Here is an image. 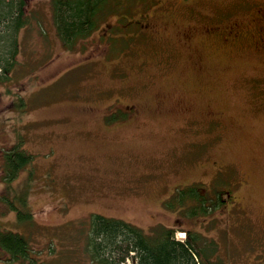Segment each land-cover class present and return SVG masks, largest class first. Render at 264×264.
Here are the masks:
<instances>
[{
    "label": "rangeland",
    "instance_id": "1",
    "mask_svg": "<svg viewBox=\"0 0 264 264\" xmlns=\"http://www.w3.org/2000/svg\"><path fill=\"white\" fill-rule=\"evenodd\" d=\"M162 1L137 0L67 45L50 0H25L0 82V228L30 241L22 264H89L92 213L196 231L227 264H264V0ZM18 141L30 158L7 180ZM188 188L221 201L194 216L190 200L166 206ZM8 255L0 264H21Z\"/></svg>",
    "mask_w": 264,
    "mask_h": 264
},
{
    "label": "trees",
    "instance_id": "2",
    "mask_svg": "<svg viewBox=\"0 0 264 264\" xmlns=\"http://www.w3.org/2000/svg\"><path fill=\"white\" fill-rule=\"evenodd\" d=\"M136 1L50 0V3L57 34L64 44L71 45L87 36L106 15L123 9L128 11ZM25 5V0H0V82L10 77L18 62V31L28 23ZM19 146L21 141L4 151L7 180L30 158ZM187 200L192 201L188 216L207 213L221 201L219 196L208 199L194 188H188L178 190L166 206L172 208ZM16 216L22 218L19 209ZM31 217L29 211L24 215L26 219ZM83 223V255L89 264H227L214 239L189 229H184L185 237L181 239L175 237L176 229L181 227L158 224L146 232L125 220L98 213L90 214ZM0 250L8 253V259L15 263L33 260L30 241L19 232L0 228Z\"/></svg>",
    "mask_w": 264,
    "mask_h": 264
},
{
    "label": "flooded vegetation",
    "instance_id": "3",
    "mask_svg": "<svg viewBox=\"0 0 264 264\" xmlns=\"http://www.w3.org/2000/svg\"><path fill=\"white\" fill-rule=\"evenodd\" d=\"M159 3H161V5L164 6L165 8H167L163 4V1L162 0H159ZM170 6H171V8H173L172 5H170ZM167 9H169V8H167ZM140 19H142L143 21H141ZM136 22H137L136 24H137V26H138V28H139L140 31H144V32H146L147 34H150V35H152L154 33V32H152V30L149 27V24L147 22V15L146 14L141 15L139 19L137 18L136 19ZM234 37H236V35ZM130 109H132L131 106H128L127 109H126V111H124V112L126 114H129L131 112ZM228 196H230L229 192H228ZM222 200H225V199H222ZM234 202H235V200L233 199V200L229 201L228 203L231 204V205H233Z\"/></svg>",
    "mask_w": 264,
    "mask_h": 264
}]
</instances>
